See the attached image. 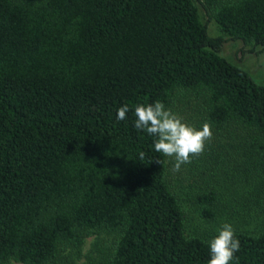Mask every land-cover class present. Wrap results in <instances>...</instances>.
Masks as SVG:
<instances>
[{
    "label": "trees",
    "instance_id": "1",
    "mask_svg": "<svg viewBox=\"0 0 264 264\" xmlns=\"http://www.w3.org/2000/svg\"><path fill=\"white\" fill-rule=\"evenodd\" d=\"M205 3L217 36L195 0H0V264H60L100 230L116 243L89 264H207L218 231L190 232L169 157L134 127L141 103L201 107L226 138L194 166L249 178L235 222L264 196V84L220 54L228 40L264 51V0ZM219 197L189 195L209 223ZM235 231L230 264H264V228Z\"/></svg>",
    "mask_w": 264,
    "mask_h": 264
},
{
    "label": "rangeland",
    "instance_id": "2",
    "mask_svg": "<svg viewBox=\"0 0 264 264\" xmlns=\"http://www.w3.org/2000/svg\"><path fill=\"white\" fill-rule=\"evenodd\" d=\"M203 22L208 24L209 32L211 35L217 36L220 34L219 26L212 15V12L206 6L205 0H195ZM220 54L229 58L237 65L243 67L250 72L253 77L259 82L264 84V51L261 46L255 47L254 45H245L240 40H228L224 43ZM175 113H178L183 120L197 129L202 128L206 122L201 111V107L196 105H180L171 108ZM213 136L210 141L218 142L225 141L226 138L220 137V133L212 129ZM206 142V145L209 143ZM192 162L181 166L179 171H174L175 158L169 157L172 172L176 177L177 183L180 186L174 187L181 195L186 197V201L190 206V218H188V228L190 232H198L204 234H214L217 232L224 223H231L235 228L241 224L243 227L249 229H263L264 228V196L259 197L249 209L243 211L240 220L235 222L232 216L233 207L247 208L249 205L242 204L245 195L248 194L247 183L249 178L242 175L235 169V163L228 168L230 170L229 176L224 181L221 176L214 177L210 173L196 168L194 166V159ZM217 188L220 191L218 204L222 209L221 217L212 223L207 219L200 216L199 210L189 199L192 194L197 193L198 190ZM182 191V192H181ZM192 213V214H191ZM249 221V223H245ZM117 235L108 230L91 231L80 247L68 246L65 253L57 260L58 263L62 262H75L76 264H89L94 260H104L112 253L115 245ZM13 264H23L20 262L12 261Z\"/></svg>",
    "mask_w": 264,
    "mask_h": 264
},
{
    "label": "clouds",
    "instance_id": "3",
    "mask_svg": "<svg viewBox=\"0 0 264 264\" xmlns=\"http://www.w3.org/2000/svg\"><path fill=\"white\" fill-rule=\"evenodd\" d=\"M131 110L128 104L122 105L118 109L117 119H126V114ZM134 115V127L155 138L154 150L175 158L174 171H179L182 165L191 163L192 157L202 155L206 142L213 136L209 122L197 129L186 123L171 108H166L160 100L138 104L134 108ZM143 155L140 154L141 159ZM239 248L240 241L236 237L235 228L231 223H224L218 230V235L210 241V259L207 264H230Z\"/></svg>",
    "mask_w": 264,
    "mask_h": 264
}]
</instances>
